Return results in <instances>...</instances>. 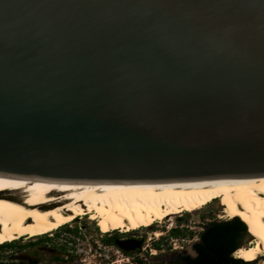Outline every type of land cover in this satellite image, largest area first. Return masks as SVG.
Here are the masks:
<instances>
[{"label": "water", "instance_id": "1", "mask_svg": "<svg viewBox=\"0 0 264 264\" xmlns=\"http://www.w3.org/2000/svg\"><path fill=\"white\" fill-rule=\"evenodd\" d=\"M0 174H264V0H0Z\"/></svg>", "mask_w": 264, "mask_h": 264}, {"label": "bare ground", "instance_id": "2", "mask_svg": "<svg viewBox=\"0 0 264 264\" xmlns=\"http://www.w3.org/2000/svg\"><path fill=\"white\" fill-rule=\"evenodd\" d=\"M221 198L225 215L242 217L253 235L234 255L253 262L264 255V174L150 182H60L0 174V244L45 235L87 214L106 231H132Z\"/></svg>", "mask_w": 264, "mask_h": 264}, {"label": "rangeland", "instance_id": "3", "mask_svg": "<svg viewBox=\"0 0 264 264\" xmlns=\"http://www.w3.org/2000/svg\"><path fill=\"white\" fill-rule=\"evenodd\" d=\"M14 192L19 195L23 194L21 190H17ZM58 193L59 192L57 191L53 192L54 195H57ZM225 203L226 202L223 200V198L217 199V200L215 199L213 202L209 203L208 205L204 206L201 209H198L192 212L183 211L179 214H173V215H170L164 218L160 222H156L155 224L151 226L141 227V228H138L132 231H123V229L106 231L102 227L98 219L92 218L88 214L82 215V219H79V218L75 219V220L81 221V224H85V228L82 229L83 233L85 234V237L79 238L77 241L78 242L77 248L80 254L79 257L82 258L83 260L80 261L78 258L76 264H127L126 257L136 256L138 249L133 250V251H126L124 254H121V252L118 254L116 253L118 248L115 246H109V251H105V254L108 255L109 259L98 255L102 251L100 249H98L97 251L94 249L89 251L91 247L96 246L95 245L96 243H94L93 240L95 241L98 240V243L102 245L101 235H103V237L105 238L107 237L106 234H109L111 232H116L120 234H124L127 232H137V234L143 235L144 241L142 243V246L148 243L149 246H151L152 248H155L156 246L154 245V243L158 241L161 242V247L159 249L160 250L163 249V251H158L157 255L149 256V254L144 253L143 250H141V252L148 257V261H151L154 264H157V263L160 264V262L162 264H170L169 260H167V257L171 250H169L170 246H167V243L169 241V236L173 235L171 231L175 230V226L180 225L182 223L184 225H187V227H184V229L180 231V233H178L177 235L180 234L185 237L188 236L192 238L194 237V235L196 234L198 235L199 232H202L203 224H206L214 220L231 219L227 215H225V213L223 212V207ZM167 230H170V232H168ZM159 232L160 234H157V235L155 234ZM26 238H33V237H26ZM86 238H88V241H86ZM252 238H253V235L251 233H248V234L246 233V235L240 241V245L238 248L248 247L251 244ZM8 243L10 242L0 244V246H4L5 244H8ZM87 243H89L90 245L92 244V246L87 245ZM22 244H25V241L20 242L19 245L17 246L21 248L22 246H24ZM191 246H192L191 242L187 243L186 246H184V249L192 253ZM6 249H9V248H6ZM234 253H233V256L235 257ZM34 255L43 257V253L40 252L39 250H36L34 252ZM102 258H104L105 260H102ZM244 262L247 264H264V255H260L253 262H246V261Z\"/></svg>", "mask_w": 264, "mask_h": 264}, {"label": "flooded vegetation", "instance_id": "4", "mask_svg": "<svg viewBox=\"0 0 264 264\" xmlns=\"http://www.w3.org/2000/svg\"><path fill=\"white\" fill-rule=\"evenodd\" d=\"M79 219H82V216ZM208 223L204 224V228ZM84 228L85 224H81V221L74 220L45 235L33 238L22 237L20 238L21 240H16L12 244L0 246V264H76L78 258L80 261L83 260L79 257L77 241L79 238L85 237L82 230ZM106 235L107 237L105 238L101 235L102 245L98 243V240H93L96 246L91 247L89 251L92 249L96 251L100 249L102 251L98 255L107 259L109 257L105 254V251H109L110 244L118 248L119 254L120 252L125 253L126 251L116 242L123 246L139 245L141 248L144 241L143 235L137 234V232H127L124 234L111 232ZM110 239L113 240V243H109ZM22 241H25V244H22L24 246L19 248L17 245ZM86 241H88V238H86ZM193 244L191 246L192 253L184 248L181 250H173L169 252L167 260L172 264H187V256L195 257L197 255ZM87 245L90 244L87 243ZM36 250L42 252L43 257L34 255ZM102 260L105 259L102 258ZM160 264L162 263L160 262Z\"/></svg>", "mask_w": 264, "mask_h": 264}, {"label": "trees", "instance_id": "5", "mask_svg": "<svg viewBox=\"0 0 264 264\" xmlns=\"http://www.w3.org/2000/svg\"><path fill=\"white\" fill-rule=\"evenodd\" d=\"M171 233L176 235L180 231L175 229ZM246 233L247 224L240 216L209 222L201 232L200 240L193 244L197 255L187 256V264H247L233 256ZM109 243H113V240L110 239ZM154 245L160 248L161 242Z\"/></svg>", "mask_w": 264, "mask_h": 264}, {"label": "built area", "instance_id": "6", "mask_svg": "<svg viewBox=\"0 0 264 264\" xmlns=\"http://www.w3.org/2000/svg\"><path fill=\"white\" fill-rule=\"evenodd\" d=\"M184 227H187V225H184L183 223L180 225L175 226V229H178L179 231H182L184 229ZM203 229H204V224H203ZM168 232H170V230H167ZM162 233V232H161ZM160 234L159 233H155ZM200 234L201 232H199V234L194 235V237L190 238V237H185L183 235H170L169 236V241L167 243V246H170L169 250L173 251V250H181L182 248H184V246H186L187 243H195L198 242L200 240ZM158 237V236H157ZM151 239V238H149ZM109 246H113V245H109ZM148 248V249H147ZM141 250L144 251V253L149 254V256H155L157 255L158 251H163V249H159V248H152L151 246H149L148 243L144 244V246H142L140 249H138V252L136 253V256H128L126 257V263L127 264H154L151 261H148V257L143 254L141 252ZM119 251L117 250L116 253H118ZM124 254V253H121ZM147 261V262H146ZM171 264V263H170Z\"/></svg>", "mask_w": 264, "mask_h": 264}]
</instances>
